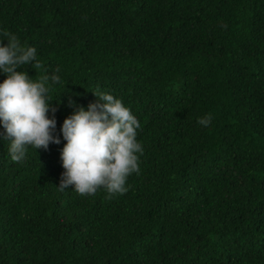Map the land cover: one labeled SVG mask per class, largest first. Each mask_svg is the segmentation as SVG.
<instances>
[{
  "label": "trees",
  "instance_id": "16d2710c",
  "mask_svg": "<svg viewBox=\"0 0 264 264\" xmlns=\"http://www.w3.org/2000/svg\"><path fill=\"white\" fill-rule=\"evenodd\" d=\"M5 31L44 66L18 71L60 69L61 143L15 163L0 124V264H264V0H0ZM97 89L138 120L140 171L60 191L68 100Z\"/></svg>",
  "mask_w": 264,
  "mask_h": 264
},
{
  "label": "clouds",
  "instance_id": "9594fccd",
  "mask_svg": "<svg viewBox=\"0 0 264 264\" xmlns=\"http://www.w3.org/2000/svg\"><path fill=\"white\" fill-rule=\"evenodd\" d=\"M3 35L7 44L0 41V72L6 79L0 83V124L4 129L3 139L10 141L11 160L22 163L29 146L46 151L49 144L61 143L54 135L57 108L51 107L48 96L51 85L61 83L60 69L35 80L26 71H18L26 64L33 69L44 66L37 59L34 47L23 46L8 31ZM92 93L96 102L90 103L87 110L71 98L68 100V107L74 108V112L61 128L66 143L60 154L64 171L58 188L64 191L71 187L82 196L93 195L101 187L109 195L124 194L128 176L140 171L137 153L142 155L143 149L136 139L140 124L122 100L99 89ZM211 120L208 114L197 123L207 127Z\"/></svg>",
  "mask_w": 264,
  "mask_h": 264
}]
</instances>
